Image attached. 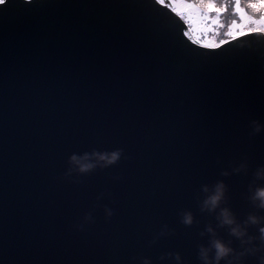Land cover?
Returning <instances> with one entry per match:
<instances>
[{
  "label": "water",
  "instance_id": "water-1",
  "mask_svg": "<svg viewBox=\"0 0 264 264\" xmlns=\"http://www.w3.org/2000/svg\"><path fill=\"white\" fill-rule=\"evenodd\" d=\"M129 2L138 0H38L31 8L10 0L12 15L0 23V264L110 262L109 226L125 233L118 245L123 264L138 253L155 258L165 251L194 259L196 246L208 241L200 232L216 225L213 214L200 211L202 186L218 181L226 185L222 206L239 219L255 211L247 199L251 174L221 173L249 145L252 166L264 161V129L249 136L250 120L264 123V63L247 49L258 38L245 34L222 49L244 50L246 66L199 72L169 51L148 9L89 6ZM164 12L172 30L182 31ZM97 125L111 135L94 138ZM121 144L133 159L97 171L84 185L61 179L71 152ZM152 168L160 174L152 176ZM121 170L143 180L122 179ZM50 174L59 188L50 186ZM175 179L183 181L179 192ZM95 204L91 241L85 245L86 232L75 230L66 239L64 215L81 217ZM185 211L193 213L192 225L181 222ZM141 214L145 223L137 228ZM161 224L168 234L149 247ZM217 232L239 248L226 229ZM249 232L257 235L255 226ZM246 264L259 262L249 257Z\"/></svg>",
  "mask_w": 264,
  "mask_h": 264
},
{
  "label": "clouds",
  "instance_id": "clouds-1",
  "mask_svg": "<svg viewBox=\"0 0 264 264\" xmlns=\"http://www.w3.org/2000/svg\"><path fill=\"white\" fill-rule=\"evenodd\" d=\"M223 7L228 4V12L231 15L233 0H215ZM243 8L247 9L242 26L238 25L229 33L227 39H235L238 36L248 34V36L258 38V45L247 47L248 50L258 52L260 58H264V0H245ZM243 11V9L241 10ZM219 9L211 4L206 7L202 21L196 26L193 33L198 42L209 47L217 45L214 37H209L207 32L210 26L205 27V21L209 13L218 14ZM251 132L249 136L259 133L264 129V123L253 119L249 121ZM133 159L132 153L128 152L124 146L104 147L93 146L89 150L81 152H71L65 161L66 168L61 179L70 183L78 184L82 179L89 177L102 169H108L119 164L123 159ZM250 173L253 177L248 184L247 199L255 209L250 211L243 219H239L236 214L227 206H222L225 201L226 185L223 181H218L212 188L207 185L202 186V191L206 194L199 203L201 212L213 214L216 220L215 227L208 223L201 236L207 234V243L196 246L194 259L186 257L180 251H165L159 253L155 258L151 255L138 253L131 256L127 264H246L249 257H257L259 264H264V161L257 162L252 166L247 153L242 154L235 160L229 161L228 167L222 171V175L227 176L232 173ZM259 182V183H257ZM105 188L104 191H108ZM103 192H101V196ZM97 203H99L97 201ZM96 206L89 207L74 225L79 229H85L91 222L97 219ZM109 216H116L117 207L113 204H106ZM181 222L185 225L194 223V216L191 211H185ZM255 226L257 235L249 232V228ZM217 228L226 229L229 237H234L239 241V248L233 247L232 239L225 240L221 237ZM168 226L161 224L158 231L148 241V246L156 242L160 237L168 234ZM259 254V255H258Z\"/></svg>",
  "mask_w": 264,
  "mask_h": 264
},
{
  "label": "snow or ice",
  "instance_id": "snow-or-ice-1",
  "mask_svg": "<svg viewBox=\"0 0 264 264\" xmlns=\"http://www.w3.org/2000/svg\"><path fill=\"white\" fill-rule=\"evenodd\" d=\"M37 2L38 0H24V5L31 8ZM9 4L10 0H0V12L4 13L3 15H0V23H7L10 16L12 15L8 12ZM210 4L214 7L215 0H138V2L115 3L111 5L95 3L89 6L148 9L153 25L165 36L169 51L173 55L183 58L188 64H190L195 70L199 72L217 71L237 64L246 66L247 62L250 60V57L244 50L228 53H224L222 51L224 46L236 41L241 37H244V35L238 36L235 39L224 41L212 47L198 42V40L194 37L193 33L195 28L202 21L206 7ZM164 10H167V13H170L171 16L175 17L176 20L182 25V31L177 30L174 32L172 30L170 25L166 22V13ZM198 49L203 51H198ZM261 61L264 63V58H261ZM262 92H264V90H262ZM151 127V122H145L144 128L146 130L150 129ZM109 135H111V130L104 125H97L93 129V136L97 140H103ZM121 145L126 147L125 144ZM248 147L249 152L247 154L250 155L251 145ZM151 174L152 176H158L160 174L159 169L152 168ZM117 175L120 178L127 179L134 184H138L143 180V177L131 174L128 170H121L119 173H117ZM85 183L86 179L84 178L77 185H84ZM50 186L52 188H59L58 178L52 176L51 174ZM174 187L178 192L181 191L183 188V181L180 179H175ZM151 191L155 192V188L151 189ZM78 195L79 193L75 194L72 198L71 206L73 208H75L78 204ZM150 216L154 222L155 219L158 218V213L153 211L150 213ZM80 218L81 217L75 216L72 213L65 214L63 218V235L66 239H70L74 230L86 232L87 235L84 243L87 245L91 241V234L93 231L92 226L95 225L98 219H96L94 222H91L87 228L79 229L74 225L79 221ZM145 219L146 217L143 214L139 215L137 217L136 227L139 228L142 226L145 223ZM104 232L109 234L108 238L113 241L109 248L104 250L111 257V260L110 262L97 261L96 264H123V262L119 259L118 245L125 236V233H123L120 228L116 226L106 227ZM73 264H92V262L78 257L74 259Z\"/></svg>",
  "mask_w": 264,
  "mask_h": 264
},
{
  "label": "rangeland",
  "instance_id": "rangeland-1",
  "mask_svg": "<svg viewBox=\"0 0 264 264\" xmlns=\"http://www.w3.org/2000/svg\"><path fill=\"white\" fill-rule=\"evenodd\" d=\"M244 2L245 0H233L231 15H229L227 3L223 7H220L219 3L215 2V7L219 9V12L218 14H208L205 27L210 26L207 35L214 37L217 44L230 40L227 39L226 33L235 29L238 25L242 26L245 14L247 13V9L243 8ZM242 9L243 11H241Z\"/></svg>",
  "mask_w": 264,
  "mask_h": 264
}]
</instances>
